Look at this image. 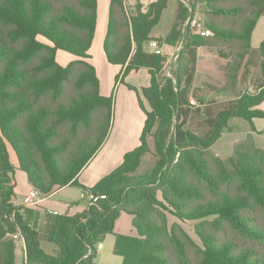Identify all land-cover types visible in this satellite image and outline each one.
Listing matches in <instances>:
<instances>
[{
  "label": "trees",
  "instance_id": "obj_1",
  "mask_svg": "<svg viewBox=\"0 0 264 264\" xmlns=\"http://www.w3.org/2000/svg\"><path fill=\"white\" fill-rule=\"evenodd\" d=\"M198 6L208 35L179 30L186 16L181 5L168 35L158 40L175 47L183 39L176 85L169 80L161 87L165 58L145 46L155 39L151 32L167 0L145 7L110 0L106 60L122 69L115 84L137 95L127 79L148 70L150 86L140 91L150 111L143 110L140 145L87 191L106 199L55 216L52 249L45 251L31 227L34 210L13 203L10 153L40 196L65 187L85 194L76 178L112 126L113 98L100 94L88 61L97 0H0V264H16L15 235L24 240L28 264H96L97 245L114 234L121 214L132 216L139 233L115 235L113 254L122 264H264V149L249 139L237 145L231 169L211 151L229 119L251 125L264 119V38L258 48L251 45L264 0H191L193 13ZM205 47L226 61L219 66L223 82L195 85L198 51ZM57 51L76 59L62 67ZM194 116L195 132L186 128ZM151 135L154 165L136 174L152 151ZM183 224L191 225L195 238Z\"/></svg>",
  "mask_w": 264,
  "mask_h": 264
},
{
  "label": "crops",
  "instance_id": "obj_2",
  "mask_svg": "<svg viewBox=\"0 0 264 264\" xmlns=\"http://www.w3.org/2000/svg\"><path fill=\"white\" fill-rule=\"evenodd\" d=\"M153 1L154 0H129V3L131 5L139 3L145 7L147 4ZM109 3L110 0H97L96 28L94 39L88 52V61L96 70V75L100 83V94L104 97L113 98L112 126L102 147L95 154L92 160L81 170L76 178L78 185L86 190L85 194H83L82 190L76 187L81 191L82 198L85 199L84 201L81 199L80 195L81 201L79 200L75 203H71L69 201L50 202L56 196L70 188L65 187L48 195L47 197H42L37 193L38 198L40 199L39 203L34 206H28L34 210V217L31 221V227L38 232L41 247L45 251H51L52 249L49 243V236L52 231L54 217L65 213L73 215L75 213L81 212L89 203L87 191L94 187L102 178L109 175L112 171L118 168L122 164L125 154L131 152L140 145V137L146 119L144 113L145 110L143 111L140 108L139 99L134 91L129 90L124 84H115V77L122 71V69L118 66L109 64L106 60L103 50V43L108 27ZM262 18L264 17H260L258 19V22L252 33L251 45L255 49L259 47L261 41L264 38V21L261 25V30L259 27L258 33L255 31L259 21L264 20ZM260 31L262 32L260 33ZM145 49L151 52L148 47V43L146 44ZM202 49L208 48H201L198 51L195 85H199L201 82L207 83L210 80L212 81L214 78L211 69H209L210 71L206 69L207 71H205V75L203 77H199V71L204 68L200 66V64L203 63V60H201L203 56L201 52ZM209 55H213L215 58H218V55L215 52L210 53ZM75 59L76 58L74 56L62 51H57L56 53V61L62 67H66ZM203 59L206 60L204 56ZM108 64L113 66L114 69L108 67ZM198 78H200V80ZM130 79L131 80L129 82L127 81L129 85L138 86L139 88H147L150 86V75L148 70L145 68L140 69L137 75ZM218 81L223 82V80L221 81L219 79ZM259 109L264 111V101L260 104ZM255 120L263 119H253V121ZM263 130L264 128L256 132ZM253 131L255 132V130ZM10 163L14 168L15 178V198L13 203L16 206H27L29 193L34 191V189L28 182L26 174L17 170L16 160L11 153ZM15 262L16 264H28L26 259L25 243L23 239L16 240Z\"/></svg>",
  "mask_w": 264,
  "mask_h": 264
},
{
  "label": "rangeland",
  "instance_id": "obj_3",
  "mask_svg": "<svg viewBox=\"0 0 264 264\" xmlns=\"http://www.w3.org/2000/svg\"><path fill=\"white\" fill-rule=\"evenodd\" d=\"M131 5V4H130ZM181 5L184 9H186V16L183 21L179 22V30L183 33V31L186 28H191L190 21L194 20L196 21L197 19L201 18L202 15V7L198 6L195 10V12H192L191 9V0H167V8L162 14L161 20L158 23V25L152 30L151 32V37L157 39L153 41H157L159 47L162 50V56L165 58V62L163 64V67L160 70L159 73V83L160 86L162 87L166 81H171L173 85H176V73H177V59H178V53L182 48V43L183 39H180L178 44L175 47H170L168 45H165L163 43L158 42L163 41L166 36L168 35L169 31L171 30V27L175 24V15L177 9L179 10L181 8ZM194 15V17H192ZM264 19V18H262ZM264 20H260L257 28H256V33H258L259 27L261 30V25ZM181 28V29H180ZM262 31H260L261 33ZM261 35V34H260ZM203 56L206 58V60L203 59V56L201 60H203V63L200 64L202 68L200 72L199 77H203L205 75L206 69H211L214 75L213 80L209 82H220L219 80H223L222 78V73L219 71V66L224 65L226 61L223 58H215L213 55H209L210 53H214L213 50L208 49H202L201 50ZM65 53V52H64ZM201 54V55H202ZM108 67L111 69L113 66H110L108 64ZM114 69V68H113ZM210 71V70H209ZM200 80V78H198ZM131 79H127L129 82ZM202 83V82H201ZM200 83V84H201ZM132 86V85H131ZM139 91V96L137 95L138 99L142 101V110L149 111L150 106L147 104L146 100L143 98L140 88L138 86H133ZM140 105V104H139ZM113 108V106H112ZM263 111V110H262ZM197 117L194 116L188 126L186 127L190 131H196L197 129ZM174 120H172V127L170 129V135L172 136L174 132ZM264 128V119L263 120H255L252 122V125L243 119L240 118H231L228 120V129L223 130L220 138L216 140L213 145L211 146V151L218 156L222 161L224 162V165L226 166L227 169H231V161L234 159V148L239 145L244 143L247 139L251 140L252 143L254 144L255 147H258L260 149H264V134L260 132H256L258 130H261ZM254 129L255 132L252 130ZM154 131H152L153 133ZM260 133V134H259ZM150 148H151V153H147L146 155L143 156L142 162L136 172V174H144L146 172H149L155 161V152L153 151V146H154V139L152 135L148 138L147 140ZM12 156L15 158L13 152L11 153ZM84 201L85 199L82 198V193L81 191L76 188V187H70L58 196H56L54 199H52L50 202H71L75 203L77 201H81L80 199ZM83 203V202H82ZM62 204V203H60ZM133 218L132 216H129L127 214H121L120 217L118 218L115 229H114V234L107 235L105 240L100 244L102 248L97 249V256H96V263L97 264H122V258L119 256H115L113 254V245H114V237L116 234H121L124 236H129V237H138L139 233L135 229V227L132 224ZM184 229L192 236L195 238L194 233L192 231V227L190 224H183Z\"/></svg>",
  "mask_w": 264,
  "mask_h": 264
},
{
  "label": "built area",
  "instance_id": "obj_4",
  "mask_svg": "<svg viewBox=\"0 0 264 264\" xmlns=\"http://www.w3.org/2000/svg\"><path fill=\"white\" fill-rule=\"evenodd\" d=\"M124 2H125V4L127 6L130 5L129 0H124ZM190 26H191V28H197L198 32L201 35H203V36L209 34V32L207 30H205V29H203L201 27V25L199 23V19H197L196 21L191 20L190 21ZM148 47L151 50V52L154 53V54H157V55H162L163 54L161 48L159 47V45L157 43V41H153V40L150 41L148 43ZM191 103L194 104L193 101H191ZM87 194H88L89 201L91 203H98V202L106 199L105 195H93V194H90V193H87ZM39 201H40V199L38 198L37 192L36 191H32V192L29 193V200H28L27 206H34L37 203H39ZM14 238L16 240L22 239V237H20V235H15ZM99 248H101L100 244L97 245V249H99Z\"/></svg>",
  "mask_w": 264,
  "mask_h": 264
}]
</instances>
